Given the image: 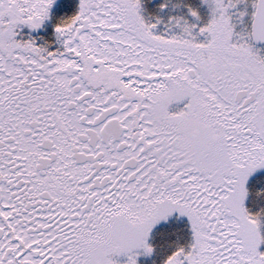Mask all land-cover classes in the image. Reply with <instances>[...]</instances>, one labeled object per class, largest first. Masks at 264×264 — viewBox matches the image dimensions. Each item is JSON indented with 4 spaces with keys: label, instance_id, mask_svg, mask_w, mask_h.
<instances>
[{
    "label": "snow or ice",
    "instance_id": "6c2138e0",
    "mask_svg": "<svg viewBox=\"0 0 264 264\" xmlns=\"http://www.w3.org/2000/svg\"><path fill=\"white\" fill-rule=\"evenodd\" d=\"M0 264H264V0H0Z\"/></svg>",
    "mask_w": 264,
    "mask_h": 264
}]
</instances>
